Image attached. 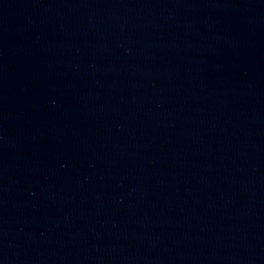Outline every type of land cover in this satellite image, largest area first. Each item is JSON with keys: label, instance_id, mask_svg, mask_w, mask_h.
I'll return each mask as SVG.
<instances>
[{"label": "water", "instance_id": "1", "mask_svg": "<svg viewBox=\"0 0 264 264\" xmlns=\"http://www.w3.org/2000/svg\"><path fill=\"white\" fill-rule=\"evenodd\" d=\"M0 264H264V0H0Z\"/></svg>", "mask_w": 264, "mask_h": 264}]
</instances>
